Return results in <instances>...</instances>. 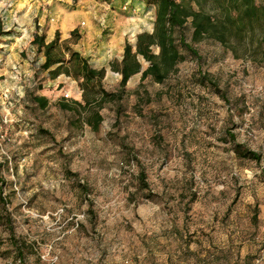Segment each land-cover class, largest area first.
<instances>
[{"label":"rangeland","instance_id":"1","mask_svg":"<svg viewBox=\"0 0 264 264\" xmlns=\"http://www.w3.org/2000/svg\"><path fill=\"white\" fill-rule=\"evenodd\" d=\"M155 21L148 0H0V264H264V46L181 47L166 82L134 76L95 130L59 106L84 103L81 82L33 44L58 38L117 93L112 64Z\"/></svg>","mask_w":264,"mask_h":264},{"label":"trees","instance_id":"2","mask_svg":"<svg viewBox=\"0 0 264 264\" xmlns=\"http://www.w3.org/2000/svg\"><path fill=\"white\" fill-rule=\"evenodd\" d=\"M148 1L156 6L155 30L140 34L136 46L127 42L123 60L112 64L113 71L122 76L121 89L117 93L108 92L104 86L106 68H94L78 51H70L67 60L59 50L58 38L47 44L44 36L35 37L33 44L45 52L43 70L55 77L65 74L81 82L84 103L64 99L59 103L60 108L81 118L86 114V123L95 130L104 120L102 109L108 103L124 100L134 76L142 73V86L148 79L159 84L166 82L186 59L181 47L199 59L194 45L207 40L220 43L237 58L243 57V52L248 53L256 43L258 51L264 46V8L258 5L257 0ZM189 24L193 30L192 43H188L186 37ZM142 59L149 63L147 69H144ZM203 78L214 84L209 76L204 75ZM33 100L43 109L49 106L47 97L35 96ZM16 243L19 249V241ZM19 258H24L23 249H19Z\"/></svg>","mask_w":264,"mask_h":264},{"label":"built area","instance_id":"3","mask_svg":"<svg viewBox=\"0 0 264 264\" xmlns=\"http://www.w3.org/2000/svg\"><path fill=\"white\" fill-rule=\"evenodd\" d=\"M2 127L0 125V143L5 141L7 139V135H5L4 133H2ZM263 179H264V171H263Z\"/></svg>","mask_w":264,"mask_h":264}]
</instances>
